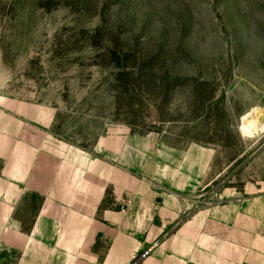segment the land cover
I'll use <instances>...</instances> for the list:
<instances>
[{
  "label": "rangeland",
  "instance_id": "374dc122",
  "mask_svg": "<svg viewBox=\"0 0 264 264\" xmlns=\"http://www.w3.org/2000/svg\"><path fill=\"white\" fill-rule=\"evenodd\" d=\"M254 109L264 125V0H0V123L23 140L92 152L145 137L163 168L207 147L194 194L244 197L264 192V129L242 133ZM40 202H18L25 230ZM103 207L117 208L111 191ZM19 256L4 249L0 264Z\"/></svg>",
  "mask_w": 264,
  "mask_h": 264
},
{
  "label": "crops",
  "instance_id": "0c3cea01",
  "mask_svg": "<svg viewBox=\"0 0 264 264\" xmlns=\"http://www.w3.org/2000/svg\"><path fill=\"white\" fill-rule=\"evenodd\" d=\"M6 129L0 123V258L16 249V264H264V192L194 194L213 149L192 147L185 162L149 167L145 137L104 136L86 152ZM109 191L117 208L103 207ZM32 195L41 202L25 230L16 210Z\"/></svg>",
  "mask_w": 264,
  "mask_h": 264
},
{
  "label": "bare ground",
  "instance_id": "6f19581e",
  "mask_svg": "<svg viewBox=\"0 0 264 264\" xmlns=\"http://www.w3.org/2000/svg\"><path fill=\"white\" fill-rule=\"evenodd\" d=\"M257 113V110L254 109L243 116L242 133L253 136L259 134V132L264 129V125L259 122L256 115Z\"/></svg>",
  "mask_w": 264,
  "mask_h": 264
},
{
  "label": "built area",
  "instance_id": "2783aa9c",
  "mask_svg": "<svg viewBox=\"0 0 264 264\" xmlns=\"http://www.w3.org/2000/svg\"><path fill=\"white\" fill-rule=\"evenodd\" d=\"M156 244H157V243H155V245H156ZM151 249H152V248L145 250V251L141 254V256H140L139 259H144V258H146V257L150 254Z\"/></svg>",
  "mask_w": 264,
  "mask_h": 264
}]
</instances>
